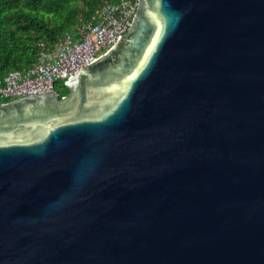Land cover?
Returning a JSON list of instances; mask_svg holds the SVG:
<instances>
[{"label": "water", "instance_id": "1", "mask_svg": "<svg viewBox=\"0 0 264 264\" xmlns=\"http://www.w3.org/2000/svg\"><path fill=\"white\" fill-rule=\"evenodd\" d=\"M64 85L0 103V264H264V0H137Z\"/></svg>", "mask_w": 264, "mask_h": 264}, {"label": "built area", "instance_id": "2", "mask_svg": "<svg viewBox=\"0 0 264 264\" xmlns=\"http://www.w3.org/2000/svg\"><path fill=\"white\" fill-rule=\"evenodd\" d=\"M137 0H122L97 8L89 21L64 33L38 63L12 69L0 77V100L12 101L52 91L57 81L96 60L112 47L132 24Z\"/></svg>", "mask_w": 264, "mask_h": 264}, {"label": "trees", "instance_id": "3", "mask_svg": "<svg viewBox=\"0 0 264 264\" xmlns=\"http://www.w3.org/2000/svg\"><path fill=\"white\" fill-rule=\"evenodd\" d=\"M120 1L0 0V77L12 69L32 67L42 52L50 51L64 33L89 21L97 8ZM61 84L59 97L68 92Z\"/></svg>", "mask_w": 264, "mask_h": 264}, {"label": "rangeland", "instance_id": "4", "mask_svg": "<svg viewBox=\"0 0 264 264\" xmlns=\"http://www.w3.org/2000/svg\"><path fill=\"white\" fill-rule=\"evenodd\" d=\"M55 90L59 93L63 90L61 81H57L55 84Z\"/></svg>", "mask_w": 264, "mask_h": 264}, {"label": "flooded vegetation", "instance_id": "5", "mask_svg": "<svg viewBox=\"0 0 264 264\" xmlns=\"http://www.w3.org/2000/svg\"><path fill=\"white\" fill-rule=\"evenodd\" d=\"M63 96V95H62Z\"/></svg>", "mask_w": 264, "mask_h": 264}]
</instances>
